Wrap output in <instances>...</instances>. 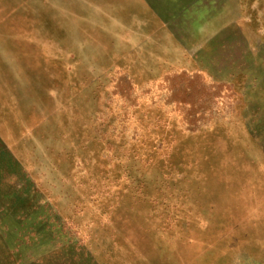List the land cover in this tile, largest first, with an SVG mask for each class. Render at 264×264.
I'll use <instances>...</instances> for the list:
<instances>
[{"label": "rangeland", "instance_id": "rangeland-1", "mask_svg": "<svg viewBox=\"0 0 264 264\" xmlns=\"http://www.w3.org/2000/svg\"><path fill=\"white\" fill-rule=\"evenodd\" d=\"M172 253L264 264V0H0V264Z\"/></svg>", "mask_w": 264, "mask_h": 264}, {"label": "crops", "instance_id": "crops-1", "mask_svg": "<svg viewBox=\"0 0 264 264\" xmlns=\"http://www.w3.org/2000/svg\"><path fill=\"white\" fill-rule=\"evenodd\" d=\"M193 256H196V254L193 255ZM200 256H201L200 254L199 255L197 254L195 259L193 260V262H195L194 264H198L199 263ZM207 256H208V259L206 260V262H207L206 264H210V262H214L215 261L214 259L216 258L215 257L216 255H212V256L207 255ZM185 259H186L187 263L185 262ZM188 260L189 259L187 258V254L172 253V254H168V256H166L164 260L159 262V264H191Z\"/></svg>", "mask_w": 264, "mask_h": 264}, {"label": "trees", "instance_id": "trees-1", "mask_svg": "<svg viewBox=\"0 0 264 264\" xmlns=\"http://www.w3.org/2000/svg\"><path fill=\"white\" fill-rule=\"evenodd\" d=\"M43 247H44V246H43ZM43 247H42V248H43Z\"/></svg>", "mask_w": 264, "mask_h": 264}]
</instances>
